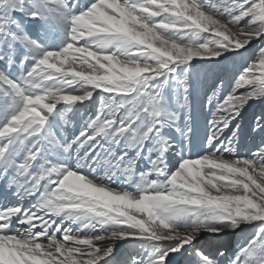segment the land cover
<instances>
[{
    "label": "snow or ice",
    "instance_id": "1",
    "mask_svg": "<svg viewBox=\"0 0 264 264\" xmlns=\"http://www.w3.org/2000/svg\"><path fill=\"white\" fill-rule=\"evenodd\" d=\"M0 264H264V0H0Z\"/></svg>",
    "mask_w": 264,
    "mask_h": 264
},
{
    "label": "rangeland",
    "instance_id": "2",
    "mask_svg": "<svg viewBox=\"0 0 264 264\" xmlns=\"http://www.w3.org/2000/svg\"><path fill=\"white\" fill-rule=\"evenodd\" d=\"M251 143H252V140H251V138H250V137H249V138H247V139H246V144H249V145H250ZM245 150H246V149H245ZM234 239H235V237H234Z\"/></svg>",
    "mask_w": 264,
    "mask_h": 264
}]
</instances>
